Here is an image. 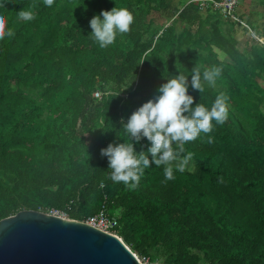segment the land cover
<instances>
[{
  "label": "trees",
  "instance_id": "trees-1",
  "mask_svg": "<svg viewBox=\"0 0 264 264\" xmlns=\"http://www.w3.org/2000/svg\"><path fill=\"white\" fill-rule=\"evenodd\" d=\"M115 6L132 12L134 23L101 49L88 37L89 21ZM170 6L0 0V15L15 33L0 40V219L56 209L83 220L104 207L118 218L117 234L148 264H264V25L248 23L236 7L245 25L225 17L207 0L189 1L169 23L149 17ZM21 9L35 19L18 18ZM237 25L253 35L243 49L233 36ZM194 66L223 69L215 86L205 84L203 99L191 75L188 92L193 107L209 108L226 93V122L213 121L211 133L185 144L192 158L183 172L173 162L174 180L162 183L164 166L153 164L135 188L113 182L100 150L127 139L122 118L126 123L166 79ZM94 91L102 93L98 102ZM150 146L147 138L134 143L151 160Z\"/></svg>",
  "mask_w": 264,
  "mask_h": 264
},
{
  "label": "clouds",
  "instance_id": "clouds-1",
  "mask_svg": "<svg viewBox=\"0 0 264 264\" xmlns=\"http://www.w3.org/2000/svg\"><path fill=\"white\" fill-rule=\"evenodd\" d=\"M43 2L47 7L54 4V0ZM17 15L26 22L35 19L31 10L21 9ZM133 23L134 16L126 7L101 10L100 15H94L89 21L92 31L88 37L104 49L115 42L117 34L128 33ZM14 35V31L7 26L6 18L0 15V40ZM222 71L217 66L204 68L203 72L196 66L190 73L178 71V75H172L158 87L156 95L133 111L126 123L122 118L127 139L122 143H109L100 150L101 156L108 159V178L135 188L150 165L164 166L165 180L162 183L175 179L173 162H179L178 170L183 172L192 158V153L185 154V144L196 140L201 133H211L213 121L216 125H223L229 115V97L223 92L216 96L210 108L200 102L193 107L194 98L188 92V77L191 75V88L198 90L200 99H203L201 94L205 92V84L215 86ZM142 138L150 142L147 152L151 160L144 151L137 153L134 149V143ZM207 142L213 143V138L209 136Z\"/></svg>",
  "mask_w": 264,
  "mask_h": 264
},
{
  "label": "water",
  "instance_id": "water-1",
  "mask_svg": "<svg viewBox=\"0 0 264 264\" xmlns=\"http://www.w3.org/2000/svg\"><path fill=\"white\" fill-rule=\"evenodd\" d=\"M0 264H144L114 234L34 209L0 219Z\"/></svg>",
  "mask_w": 264,
  "mask_h": 264
},
{
  "label": "rangeland",
  "instance_id": "rangeland-1",
  "mask_svg": "<svg viewBox=\"0 0 264 264\" xmlns=\"http://www.w3.org/2000/svg\"><path fill=\"white\" fill-rule=\"evenodd\" d=\"M170 1H171V6L167 10L154 11L149 15V17H154L155 21L160 24L166 22L169 23L174 18V17L172 18V14L174 13V11L180 9L181 7L186 5V3L192 0H170ZM194 1H204V0H194ZM235 7L237 8L238 13L242 15L248 23L257 25L259 28H261L264 25V11L260 3V0H237ZM201 13L202 15H204V9L201 10ZM179 27L180 24L177 23V28L179 29ZM233 36L237 40V44H236L237 48L243 49L247 45V40L252 41L250 37H252L253 35L250 32L243 31L242 27L237 25L235 30L233 31ZM254 37L258 38L255 35ZM258 39L261 41L263 40V38H258ZM216 51L218 53L219 58H223V53L218 49H216ZM259 81L263 84L262 80L259 79ZM95 104L96 103H94V105ZM178 163L179 162L176 163V166H178ZM187 166H189L188 163L185 165V168ZM138 259L144 264H147L146 259H142L141 257H138ZM150 264H161V261L156 260Z\"/></svg>",
  "mask_w": 264,
  "mask_h": 264
},
{
  "label": "built area",
  "instance_id": "built-area-1",
  "mask_svg": "<svg viewBox=\"0 0 264 264\" xmlns=\"http://www.w3.org/2000/svg\"><path fill=\"white\" fill-rule=\"evenodd\" d=\"M209 2H212L214 4V6L217 8H221V11L224 14L225 17H229L235 20H238L239 22H241L242 24H244L235 14H234V7L236 5L237 0H220V1H215V0H207ZM223 2V3H222ZM245 25V24H244ZM92 97L94 98V102H98L101 97H102V93L99 91H94L92 93ZM101 186H103V183L100 184ZM47 213L49 214H53V215H58L61 217H68L67 214L64 211H59L56 209H50L47 211ZM86 222L87 224L96 227L102 231L111 233L116 235L117 237L121 238L118 234H117V226H118V218L116 215H112L109 214L104 207L100 208V210L98 212H96L93 215H90L88 217H86L85 219L81 220ZM122 239V238H121ZM138 257V256H137ZM156 263V262H155ZM148 264V262H147Z\"/></svg>",
  "mask_w": 264,
  "mask_h": 264
}]
</instances>
